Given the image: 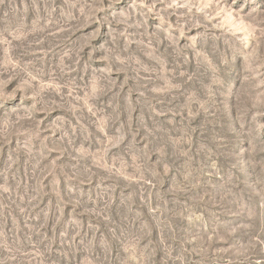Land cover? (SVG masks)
Returning <instances> with one entry per match:
<instances>
[{
	"label": "rangeland",
	"instance_id": "374dc122",
	"mask_svg": "<svg viewBox=\"0 0 264 264\" xmlns=\"http://www.w3.org/2000/svg\"><path fill=\"white\" fill-rule=\"evenodd\" d=\"M0 264H264V0H0Z\"/></svg>",
	"mask_w": 264,
	"mask_h": 264
}]
</instances>
